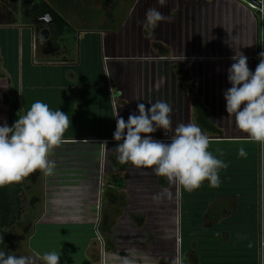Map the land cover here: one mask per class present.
Returning <instances> with one entry per match:
<instances>
[{
    "label": "rangeland",
    "instance_id": "374dc122",
    "mask_svg": "<svg viewBox=\"0 0 264 264\" xmlns=\"http://www.w3.org/2000/svg\"><path fill=\"white\" fill-rule=\"evenodd\" d=\"M39 1L45 3L46 7H50L54 15L69 26V30L64 35L53 38L56 49L62 50L63 47L69 46L71 60L76 64L79 61L80 68L84 70L83 79L90 81L95 79V85L106 84V76L109 78V75L113 74L112 68L115 67V63H120L121 66L130 65L134 69L159 63H164L163 67L166 68L165 65L176 67L191 63L195 67H201L206 61L222 62L219 61L222 59L216 60V57L200 59L192 57L181 48L182 45L188 44L187 21L191 17L190 13L193 12L194 0H167L164 7H160L156 0ZM25 2L27 3L0 0V72L9 78L11 83L9 86L8 81H0V91L3 87L11 88V96L15 99L18 85H20L17 104L19 103L20 110L23 108L24 112L37 100L48 104L52 110L60 109L51 105L54 102L51 101V97L54 94L59 95L60 92H53L51 88L49 90L41 86H29L30 83L44 81V70L39 68L41 71L38 69L36 73L28 72L33 62L38 64L40 60L35 58L34 61L29 62L28 38L29 31L32 29L30 27L33 26L32 18L29 16H33L31 9L34 0ZM237 2L255 17L257 15L264 17L258 11L248 7V4H251L249 1L237 0ZM151 7H157L165 16H171L172 19L171 22L161 23L149 34L143 29L141 22L145 18L147 9ZM261 24L264 26L263 21ZM31 35L35 38L33 34ZM41 40L42 38L39 37V58L41 51L45 49ZM107 56H113L115 59L107 58ZM104 57H106V63L110 59L115 60V63H103ZM254 60L259 61L258 58ZM140 80L143 85L140 84L137 87L136 83L132 85L143 96L146 79ZM174 81L177 83L175 79ZM198 84L199 79L196 81V85ZM132 88L128 87L129 93ZM168 93H170L168 96L170 101L165 99V102L172 107L170 114L172 120L173 116L177 117V97L173 91ZM189 94L192 95V92ZM56 95L54 98L57 97ZM133 97L138 96L135 94ZM1 99H3L2 94H0V124L5 120L8 123L5 112L2 110ZM131 101L133 106L130 110L133 113L137 112V102H143L135 99ZM150 102L143 103L146 109ZM202 109L200 106L196 108L197 126L200 119L198 114L202 112ZM117 111L127 121L128 118H125L126 115L121 106ZM182 115L183 107H180L181 118H183ZM114 122L116 124V121H112L107 114L105 119H101L98 123L96 130H99L101 135L112 133ZM83 126V122L70 121V127L65 132L64 138L86 134ZM68 149H70L69 146L57 147L50 155V159L54 160L56 165L52 174L42 175L37 171L23 180L25 184L24 212L10 235L9 251L13 252L11 254L31 255L33 252L42 254L56 251L61 255L60 264H121V258L125 255L134 257L137 264H169L170 259L178 252L180 253L182 244L179 201L184 197L183 192L177 189V197H175L176 188L171 189L166 180L163 182L161 177L154 176L150 170L133 171L130 169L136 168L126 165L124 173L118 169L112 171L108 159L112 155L115 157L113 162H117L116 154H108L106 148L101 147L99 152L89 151V153L67 151ZM130 171L134 173L130 175ZM112 175L125 179L127 177V181L125 187L109 189L107 194L106 179L108 177L111 179ZM103 186L106 193L104 197L102 196ZM162 188H168L170 195L158 200L153 199ZM174 197L173 207L169 205L168 208L166 206L169 203L168 200L171 199L172 202ZM53 198L55 201H51ZM126 206H128L127 211L132 212L131 222L129 214L125 213ZM51 213H61V217L49 218ZM136 215L137 218H144L142 225L136 226L132 222V217ZM170 215L174 217L172 218L173 230L166 227L168 219L165 217L169 218ZM60 218L64 223L87 225L85 229L88 230H90L88 226H91V233L84 230L86 231L84 237L91 239L87 250L84 249L88 242L86 238H75L77 234H71L73 232H70V228L67 227L52 228L55 229L54 232L34 236L37 224L46 222L48 219L50 222L53 220L57 222ZM124 218L128 220L124 221ZM107 230L109 233L104 232ZM32 236L33 239H31ZM259 238L260 247L257 245L256 252L257 254L260 252L262 259L259 263L258 256H255V260L256 264H264V247H262L264 234L260 233ZM194 241L196 255L199 254L201 257L204 253L203 235H199Z\"/></svg>",
    "mask_w": 264,
    "mask_h": 264
},
{
    "label": "crops",
    "instance_id": "0c3cea01",
    "mask_svg": "<svg viewBox=\"0 0 264 264\" xmlns=\"http://www.w3.org/2000/svg\"><path fill=\"white\" fill-rule=\"evenodd\" d=\"M247 1L257 2L258 0ZM241 5L237 0L193 1V12L190 13L191 17L187 21L188 44L182 45L181 48L192 57H198V59L216 57V60L222 59L219 60L222 61L221 63L206 61L201 67H195L188 63L176 67L165 65L166 68L163 67L164 63H159L132 69L130 65L121 66L120 63H115V60L112 61L115 59L113 56H107V58H112L107 61L115 63V67L112 68L113 74L109 75L110 79L106 76V84L95 85V79L92 81L83 79L84 70L80 68L79 61L76 64L71 60L69 46L63 47L62 50L56 49L53 38L64 35L69 30V26L57 18L50 7L45 6L44 14L40 17L36 16L40 20L46 18L49 21L48 24L40 23L44 27L57 25V29L49 28V34L41 40L45 49L41 51L40 58L38 56L39 35L36 34L37 46L34 50L31 48L33 37L31 38L29 35L28 38L30 42L29 62L34 61L35 58L40 60L38 64L33 62V65L28 68V72L36 73L39 68L44 70V81L30 83L29 86H41L49 90L51 88L53 92H60L59 95L54 94L51 97V101H54L51 105L59 107L62 112L67 114L69 121L84 123L83 128H85L86 134L65 137L64 142L59 146H69L70 149L67 151L99 152L103 147L107 149L108 154H116L112 151L117 143L113 139V132L116 129L115 122L112 133L101 135L96 128L107 114L114 121L116 111L120 106L124 110L125 118H128L129 114L133 113L130 107L133 106L131 100L134 99L143 103L151 101L150 104L158 100L170 101L168 92H175L178 110L177 117H172L173 128L178 123L197 125L196 108L197 106L203 108L202 112L198 114L200 116L198 127L211 141L209 151L222 159L228 166L220 171L219 187H209L205 182L199 189L192 192L179 189L184 195L179 201V204L181 203L180 232L187 235L186 243L184 242V248L186 247L184 264H256L255 250L260 244V233L264 234V144L249 141L247 134L242 133L236 127L234 117H229L226 112V101L223 96V92L231 87L227 80V70L233 62L231 57L235 55V51H241L247 57L248 67L253 72L257 66L254 59H259V54L264 51V26L261 24L262 21L264 23V17L261 18L260 15L255 17ZM35 24L32 22L33 26ZM105 58L102 60L103 63H106ZM39 70L41 71V69ZM1 75L3 74L1 73ZM139 78L146 79L143 96L132 85L135 83L136 87L140 84L143 85ZM198 79L199 84L196 85ZM0 81H8L9 86L11 84L9 78L5 76ZM129 86L133 87L130 92L132 95L129 93ZM19 87L20 85H18ZM18 88L17 96L14 99L16 102H19L17 101L19 100ZM190 92L192 95L189 94ZM0 94L11 96V88L3 87ZM135 94L138 97H133ZM55 95L57 97L54 98ZM1 100L3 102V99ZM1 105L7 119L8 108L4 104ZM18 107L20 108L19 103ZM180 107H183V118L180 117ZM90 130L95 131L91 132ZM152 135L155 139L168 142L163 130H158ZM169 135H171V131ZM240 148L245 149L244 156L239 155ZM114 158L111 155L108 159L112 171L118 169L121 173L126 172V165L113 162ZM145 170L148 171V169H143V171ZM133 171H130V175L134 173ZM110 178L108 177L105 183L107 194L109 189L125 187L127 177L126 179L119 176ZM161 178L164 182L165 179ZM166 183L168 184L167 181ZM169 186L171 189L176 188L175 197H177L178 188L175 185ZM105 194L103 186L102 196L104 197ZM175 197L172 202L171 199L168 200L169 203L166 205L168 208L169 205L173 207ZM51 201H55V199L53 198ZM62 207L66 209L65 206L62 205ZM127 207H125V213L129 214L131 222L132 212L127 211ZM60 214L51 213L49 218L61 217ZM137 217V215L133 216L132 222L136 226H138L137 224L142 225L144 218ZM62 218L57 222L54 220L50 222L48 219L46 222L37 224L34 236L45 235L54 232L55 229L52 228L63 227L70 228L69 231L73 232L71 234H77L75 238H86L84 232L91 233L92 231L90 225L88 226L90 230H88L85 229L87 225L64 223ZM166 218L168 219L166 221L167 229L173 230L172 218L174 217L170 215L169 218L167 216ZM125 220L128 218H124ZM104 232L109 233L108 230ZM199 235H203L204 253L201 257L199 254L196 255V245H194V239L197 240ZM86 240L88 242L85 244V250H87L91 239L87 237ZM179 250L181 253V248Z\"/></svg>",
    "mask_w": 264,
    "mask_h": 264
},
{
    "label": "clouds",
    "instance_id": "9594fccd",
    "mask_svg": "<svg viewBox=\"0 0 264 264\" xmlns=\"http://www.w3.org/2000/svg\"><path fill=\"white\" fill-rule=\"evenodd\" d=\"M156 3L164 7L167 0H156ZM171 19L157 7H151L141 23L151 34ZM231 59L233 62L227 70L231 87L223 92L226 112L234 117L236 127L247 134L249 141L264 144V51L259 54L254 72L250 71L247 57L241 51H235ZM171 112L172 107L163 100L150 104L147 109L145 104L138 103L137 112L130 113L127 121L117 111L113 132L117 143L112 149L117 162L138 170H151L169 185L186 192L199 189L205 182L209 187H219L220 171L228 165L209 151L211 141L196 124L178 123L173 128ZM17 117L11 126L6 120L0 124V187L20 183L37 171L42 175L52 174L56 165L50 155L64 142V134L70 127L67 114L50 109L40 100L33 102L26 112L22 108ZM158 130L164 131L168 142L153 137ZM238 152L240 156L246 154L244 148ZM169 195V189L162 188L153 199ZM11 253L0 250V264H60L61 259L56 251L31 255ZM121 264H137V261L125 255ZM169 264H184L183 255L178 252Z\"/></svg>",
    "mask_w": 264,
    "mask_h": 264
},
{
    "label": "trees",
    "instance_id": "16d2710c",
    "mask_svg": "<svg viewBox=\"0 0 264 264\" xmlns=\"http://www.w3.org/2000/svg\"><path fill=\"white\" fill-rule=\"evenodd\" d=\"M61 20V19H60ZM4 78L0 73V80ZM3 104L8 108V124L11 126L18 118L17 113L20 111L18 104L14 99L7 95L3 96ZM21 114V113H20ZM24 181L13 185L0 187V250L9 251L11 244L12 231L15 225L20 221L24 212ZM9 230V231H7ZM186 234H181V254L185 257L184 242L186 243ZM87 239V237H86ZM90 239V237H88ZM255 256L257 252L255 250Z\"/></svg>",
    "mask_w": 264,
    "mask_h": 264
},
{
    "label": "flooded vegetation",
    "instance_id": "af4514ba",
    "mask_svg": "<svg viewBox=\"0 0 264 264\" xmlns=\"http://www.w3.org/2000/svg\"><path fill=\"white\" fill-rule=\"evenodd\" d=\"M13 2H24L25 4L27 2H25L26 0H12ZM33 2V0H31ZM45 8V3H43L42 1L39 0H34V2L32 3V12H33V16L30 15L29 17L32 18V21L34 23H36L34 26H31L30 28H32L29 32L30 35L33 34L35 36V38L31 35L32 38V42L34 43L35 49H36V34H38V38L41 37L42 39L46 38L47 35L49 34V28H54L57 29V25H54L52 27H49L51 25H48V27H44L43 24L40 25L41 22H43L44 24H48L49 21L45 18L43 20L38 19L36 16H41L42 14H44L45 10H43ZM48 17V16H47ZM46 26V25H45ZM32 45V44H31Z\"/></svg>",
    "mask_w": 264,
    "mask_h": 264
},
{
    "label": "built area",
    "instance_id": "2783aa9c",
    "mask_svg": "<svg viewBox=\"0 0 264 264\" xmlns=\"http://www.w3.org/2000/svg\"><path fill=\"white\" fill-rule=\"evenodd\" d=\"M250 3L251 4H248L249 8H251L252 10L258 11L260 14H262V16H264V0H258L257 2H250ZM31 48H32V50L35 49V46H34L33 42H32ZM256 62H257V64L259 63V61H256ZM261 159H262V157H261ZM261 223H262V218H261ZM261 234H263V232H261ZM259 247H260V245H259ZM262 247H264V244H262ZM259 250H260V248H259ZM257 256H258V260H259V263H260V259H262V255L260 256V252H259V254H257Z\"/></svg>",
    "mask_w": 264,
    "mask_h": 264
}]
</instances>
